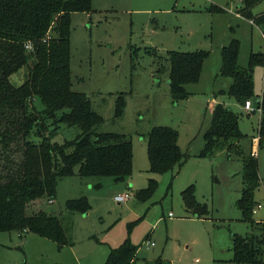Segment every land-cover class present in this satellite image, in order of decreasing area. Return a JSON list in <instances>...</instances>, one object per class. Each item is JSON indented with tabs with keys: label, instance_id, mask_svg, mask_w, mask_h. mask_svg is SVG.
I'll use <instances>...</instances> for the list:
<instances>
[{
	"label": "rangeland",
	"instance_id": "374dc122",
	"mask_svg": "<svg viewBox=\"0 0 264 264\" xmlns=\"http://www.w3.org/2000/svg\"><path fill=\"white\" fill-rule=\"evenodd\" d=\"M239 4L240 0H89L88 11L70 12L71 89L87 94L101 114L99 130L121 131L130 138L131 171L123 180L76 173L59 178L52 201L42 196L28 203L25 212L42 208L65 214L66 200L82 196L86 209L67 214L71 242L57 247L33 232L0 231V264H99L109 247L126 236L137 245L134 264H152L156 257L169 264H254L234 263L230 244L232 233H257L262 228L264 236V145L254 142L259 184L252 192L254 210L250 211L252 221L261 225H251L236 205L242 185L240 157L224 150L200 154L213 96L236 113L238 128L245 135L244 149L254 145L255 98L264 92V64L251 68L253 94L247 113L232 96L218 92L224 81L216 74L219 47L232 37L239 41L240 66L246 65L250 51L264 52L262 31L236 12ZM260 12L264 0L250 7L252 15ZM170 49L207 51L197 80L186 83L189 93L178 99L170 96L166 82L164 56ZM152 50L163 70H155ZM10 79L20 82V71ZM120 91L122 114L115 117L114 101ZM33 103L41 106L38 98ZM152 124L176 130L179 148L186 155L177 168L162 173L148 170L146 133ZM77 132L74 126L61 124L51 139L60 142ZM148 177L156 180L153 192L144 199L133 195ZM188 185L206 213L196 216L183 205L180 191ZM125 191L126 200L113 199Z\"/></svg>",
	"mask_w": 264,
	"mask_h": 264
},
{
	"label": "trees",
	"instance_id": "16d2710c",
	"mask_svg": "<svg viewBox=\"0 0 264 264\" xmlns=\"http://www.w3.org/2000/svg\"><path fill=\"white\" fill-rule=\"evenodd\" d=\"M259 0H240L236 12L251 19L264 33V12L252 15L250 7ZM90 9L89 0H0V231H23L48 238L57 247L69 244L70 220L74 209L84 211L86 200L79 196L65 202V214L42 208L25 212L28 203L44 196L54 198L59 178L73 173L79 176L108 175L123 180L131 171V141L121 131L99 130L101 114L90 103L87 94L70 86L69 15L71 11ZM218 10L217 8H215ZM26 45H29L27 47ZM239 41L232 37L219 47L217 75L228 78L218 90L242 104L252 96L251 68L264 64V52L250 51L246 65L237 64ZM151 53V51H149ZM155 70H163L161 59L152 50ZM207 51L166 50V82L173 99L189 93L185 84L197 80ZM159 64V65H158ZM22 80L13 83L10 75L19 72ZM123 92L114 101L113 115L122 114ZM38 98L37 108L33 99ZM258 109L256 145H264V92L256 95ZM237 115L222 102L212 103L207 128L202 133L201 155L211 156L224 150L241 160L242 185L236 205L242 217L253 223V189L259 184L255 155L245 150V135L239 130ZM61 124L74 126L78 132L60 142L52 140ZM176 130L152 124L146 133L148 170L162 173L178 167L186 155L176 142ZM250 139V142H251ZM156 180L148 177L146 185L133 195L149 196ZM186 209L196 216L206 213L197 203L192 186L181 189ZM259 232L231 234V260L234 263L264 264V236ZM137 245L124 237L111 246L99 264H133ZM153 264H169L156 257Z\"/></svg>",
	"mask_w": 264,
	"mask_h": 264
},
{
	"label": "built area",
	"instance_id": "2783aa9c",
	"mask_svg": "<svg viewBox=\"0 0 264 264\" xmlns=\"http://www.w3.org/2000/svg\"><path fill=\"white\" fill-rule=\"evenodd\" d=\"M262 35L264 36V33H262ZM27 47H29V45H26ZM242 109L247 113L249 110H250V104H249V101H248V99H246V100H244V102L242 103ZM252 139H254V140H256L257 139V137L255 136V137H253ZM254 149H251L250 150V153L251 154H254ZM129 196V194H128V192H120V193H116V194H114L113 195V199L115 200V201H117V202H120V201H124V200H126L127 199V197ZM259 204L257 203V206H258ZM252 210H254V209H252ZM168 214H170V213H168ZM146 243H148V244H152L153 242L152 241H150V240H146Z\"/></svg>",
	"mask_w": 264,
	"mask_h": 264
},
{
	"label": "crops",
	"instance_id": "0c3cea01",
	"mask_svg": "<svg viewBox=\"0 0 264 264\" xmlns=\"http://www.w3.org/2000/svg\"><path fill=\"white\" fill-rule=\"evenodd\" d=\"M221 78H222V80L224 81V83H223V87H224V86L228 83L229 80H228L227 78H225V77H221ZM223 87H222V88H223ZM220 89H221V88H220ZM220 89L218 88V90H220ZM216 101H219V99H217L216 97L213 96L211 102L214 103V102H216ZM241 105H242V104H241ZM254 137H255V136H254ZM252 138H253V137H252ZM252 140H253V144H254V145H252L253 147L251 146V147H252L251 149H254V151H255V143H254V142H256L257 139H256V140L252 139ZM176 142H177V144H178L177 137H176ZM178 146H179V145H178ZM51 201H52V199H51ZM20 233H21V232H20ZM18 235H19V234H18ZM149 245H151V244H149ZM136 250H137V249H136ZM135 254H136V252H135ZM154 259H155V258H154ZM154 259H153V260H154ZM150 260H151V259H150ZM134 261H135V259H134ZM134 261H133V264H134ZM152 264H153V261H152Z\"/></svg>",
	"mask_w": 264,
	"mask_h": 264
}]
</instances>
